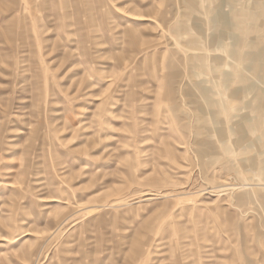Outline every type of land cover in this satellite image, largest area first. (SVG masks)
Instances as JSON below:
<instances>
[{
  "label": "rangeland",
  "instance_id": "1",
  "mask_svg": "<svg viewBox=\"0 0 264 264\" xmlns=\"http://www.w3.org/2000/svg\"><path fill=\"white\" fill-rule=\"evenodd\" d=\"M0 264H264V0H0Z\"/></svg>",
  "mask_w": 264,
  "mask_h": 264
}]
</instances>
